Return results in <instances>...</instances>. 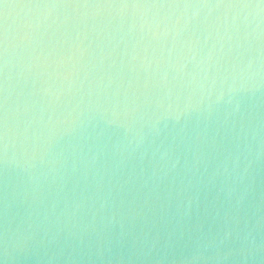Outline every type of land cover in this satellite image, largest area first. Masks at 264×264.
Returning <instances> with one entry per match:
<instances>
[{
	"label": "water",
	"instance_id": "1",
	"mask_svg": "<svg viewBox=\"0 0 264 264\" xmlns=\"http://www.w3.org/2000/svg\"><path fill=\"white\" fill-rule=\"evenodd\" d=\"M0 264H264V0H0Z\"/></svg>",
	"mask_w": 264,
	"mask_h": 264
}]
</instances>
